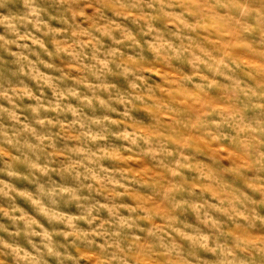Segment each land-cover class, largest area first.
Here are the masks:
<instances>
[{
	"label": "clouds",
	"instance_id": "1",
	"mask_svg": "<svg viewBox=\"0 0 264 264\" xmlns=\"http://www.w3.org/2000/svg\"><path fill=\"white\" fill-rule=\"evenodd\" d=\"M0 264H264V0H0Z\"/></svg>",
	"mask_w": 264,
	"mask_h": 264
}]
</instances>
